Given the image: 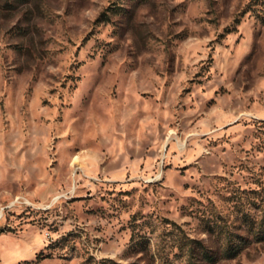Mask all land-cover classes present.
<instances>
[{
	"label": "rangeland",
	"instance_id": "obj_1",
	"mask_svg": "<svg viewBox=\"0 0 264 264\" xmlns=\"http://www.w3.org/2000/svg\"><path fill=\"white\" fill-rule=\"evenodd\" d=\"M189 260L264 264V0H0V264Z\"/></svg>",
	"mask_w": 264,
	"mask_h": 264
},
{
	"label": "trees",
	"instance_id": "obj_2",
	"mask_svg": "<svg viewBox=\"0 0 264 264\" xmlns=\"http://www.w3.org/2000/svg\"><path fill=\"white\" fill-rule=\"evenodd\" d=\"M202 251H203V254H202V255H203L204 257L208 258L209 260H212V257L209 256L208 251H207L206 249H202ZM237 253H238L237 250H235V249H234L233 247H231V246H228V247L225 249L223 255L227 256V258H232V257L236 256ZM187 264H194V263H193L191 260H189Z\"/></svg>",
	"mask_w": 264,
	"mask_h": 264
}]
</instances>
